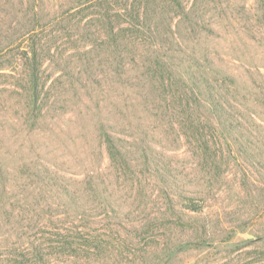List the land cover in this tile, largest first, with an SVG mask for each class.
Masks as SVG:
<instances>
[{
	"label": "trees",
	"instance_id": "1",
	"mask_svg": "<svg viewBox=\"0 0 264 264\" xmlns=\"http://www.w3.org/2000/svg\"><path fill=\"white\" fill-rule=\"evenodd\" d=\"M255 3L256 12L264 9V0ZM242 7L252 10L248 1ZM210 8L219 6L207 0H193L191 5L185 0H0V80L15 81L9 93L16 98L17 89L22 98L18 99L21 123L30 128L46 124L48 138L56 144L75 125L82 138L87 130L99 145H105L123 165L121 171L130 172L138 164L140 173L157 174L169 227L175 217L172 196L191 197L182 195V169L164 151L176 150L182 146L178 143L194 150L204 147L215 175L227 158L222 151L225 142L234 140L244 150L241 141L253 138L244 118L252 119V113L247 115L252 109L246 107L250 99H240L239 75L224 65V53L209 44L205 33ZM239 58L233 52V63ZM49 64L61 69L57 89L64 86V94L76 95L74 99L59 98L57 91L54 95L55 84L47 87ZM259 94L264 97V90L254 93L264 103ZM60 104L62 114L57 113ZM68 111L76 114L74 119H66ZM120 132H130L131 142L113 138ZM48 147L45 151L33 147L30 152L15 149L17 161L11 164L15 168L0 160V264H14L4 255H15L16 264H31L44 255L66 252L77 256L70 257L73 264H91L90 254L80 255V249L89 252L86 245L93 234L82 232L91 230L93 222L86 213L92 208L87 203L79 207L83 193L62 184L59 175L64 163L59 158L64 151ZM42 150L50 157L45 164L37 160ZM27 153L36 159L25 161ZM246 155L251 158L249 152ZM44 176H50L54 192L59 191L64 208L68 207L67 218L54 226L47 224L56 220L54 216L46 217L47 210L33 204L36 194L47 191ZM88 187L94 189L93 181ZM71 212L79 216L78 221ZM175 243L167 241L163 251L170 254ZM135 252L132 247L128 250ZM149 253V249L137 252L134 264L154 262L157 258ZM169 258L159 260L167 264Z\"/></svg>",
	"mask_w": 264,
	"mask_h": 264
},
{
	"label": "rangeland",
	"instance_id": "2",
	"mask_svg": "<svg viewBox=\"0 0 264 264\" xmlns=\"http://www.w3.org/2000/svg\"><path fill=\"white\" fill-rule=\"evenodd\" d=\"M207 1L219 8H210L206 13L205 33L210 38L209 44L224 53V65L239 75L240 99L245 96L250 99L251 104L246 107L252 109L247 113H252V119L249 116L244 118L246 131L253 138L252 141H241L244 150L234 140L225 142L222 151L227 158L215 175L205 157L204 147L194 150L187 143H178L177 146H182L176 150L172 147L173 151L158 148L175 167L182 169L184 178L179 182L183 188L182 195L187 193L191 197L185 200L172 196L175 217L170 227L165 220L168 214L165 213L166 199L161 193L162 188L156 186L161 184L157 174L151 177L149 171L140 173L135 168L139 167L138 164H133L134 169L130 172L125 168L121 171L123 165L117 162L110 150L99 145L87 130V136L82 138L75 125L61 135V143H52L48 138L50 127L46 124L30 128L21 123L23 110L18 99L22 98L17 89L16 98L9 93L16 85L15 81L0 80V160L13 164V160L17 161L13 154L17 148L30 152L33 147H41L45 151L49 146L48 149L64 151L59 158V163H64L59 175L62 184L65 182L73 190L83 193V198L77 201L79 207L80 203H87L92 208L86 213L87 220L93 222L91 230L82 232L93 234L92 241L86 245L89 252L80 249V255L90 254L91 264H134L138 261L137 252L145 249H149V257L157 258L150 264H161L159 259L165 255H170L167 264H264V103L254 95L255 91L264 90V66L261 64H264V9L256 12L255 0H221L220 4ZM247 1L252 5L249 12L242 7ZM192 2L185 0L186 5ZM233 52L240 55L237 63H233ZM60 71L55 64L48 65L45 77H51L47 87L55 84L54 95L57 91L61 94L59 98L74 99L76 95L64 94V86L57 89ZM63 111L62 104L58 105L57 113L62 114ZM67 113L66 119L76 116L73 112ZM130 136V132H120L113 138L129 139L130 143ZM45 153L42 150L37 159L44 164L50 159ZM32 156V153H27L25 161L33 162L36 158ZM44 177L49 184L47 191L36 194L38 190H35L38 198L33 204L44 207L46 217L50 213L54 216L56 220L47 221L48 225L54 226L67 218L65 208L68 207L64 208L59 191L54 192L50 176ZM91 181L94 189L88 187ZM38 183L45 188L43 182ZM92 191L96 194L93 195ZM177 193L180 195V191ZM106 209L115 211L107 213ZM71 213L78 221L79 216ZM57 214L61 216L56 218ZM63 238H66V233ZM171 240L176 243L169 254L163 250L164 243ZM27 242L28 238L25 239ZM131 247L133 251L136 249L135 255L128 253ZM14 256L4 255L9 258L8 263L16 264ZM74 256L67 255V252L65 255H44L31 264H45V261L48 264H73L70 257Z\"/></svg>",
	"mask_w": 264,
	"mask_h": 264
}]
</instances>
